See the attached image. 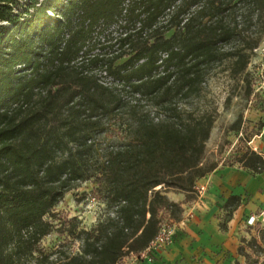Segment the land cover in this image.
Here are the masks:
<instances>
[{"label":"trees","instance_id":"obj_1","mask_svg":"<svg viewBox=\"0 0 264 264\" xmlns=\"http://www.w3.org/2000/svg\"><path fill=\"white\" fill-rule=\"evenodd\" d=\"M122 1L0 0V264H118L138 256L164 219L180 220L181 203L167 191L194 200L195 183L216 166L202 161L213 116L184 105L225 60L248 82L246 67L264 37V0H132L116 51H107L114 44L83 50L99 21L120 16ZM111 120L118 140L101 147L95 137ZM239 125L240 117L230 128ZM236 162L264 171V156L249 148ZM88 179L113 215L89 230L76 232L75 220L60 227L80 234L79 253L51 258L39 246L52 230L45 217ZM239 202L227 197L224 222ZM256 230L237 246L244 264H264V225Z\"/></svg>","mask_w":264,"mask_h":264},{"label":"rangeland","instance_id":"obj_2","mask_svg":"<svg viewBox=\"0 0 264 264\" xmlns=\"http://www.w3.org/2000/svg\"><path fill=\"white\" fill-rule=\"evenodd\" d=\"M170 32L166 33L169 35ZM127 56L116 61L119 63ZM248 82L242 80L243 75L232 76L229 71V61L213 67L205 76L199 94L190 99L185 108L190 109L194 114L207 113L214 118L209 132L203 153V163H215L241 167L236 162L237 157L246 149L261 151L264 148V37L259 46L253 51L250 61L246 67ZM90 72L97 73L98 81L105 85H113V80L98 70ZM249 84V86H248ZM249 88V94H246ZM240 117V125L237 130L231 129L230 125ZM263 124V125H262ZM117 123L110 121L109 126L95 140L101 142L100 146L118 140L115 132ZM95 182L92 179L80 182L78 185L64 193L63 198L54 206L52 212L46 215V219L52 224L49 234L41 237L39 246L42 253L50 254V257L72 255L79 253L81 239L68 236L59 229L62 226L71 225L74 220L77 232L79 229L89 230L94 227L98 220L104 219L107 215H113L110 208L101 202L95 194ZM259 192L262 189H258ZM200 194V193H199ZM248 193L240 195V204L251 206L253 200ZM182 207V206H181ZM218 223L224 224L228 229V223L224 222L225 211L218 212ZM177 222L170 223L163 220L162 228L170 231ZM258 224V225H257ZM246 226L245 232L240 233L238 240L250 239L258 235L257 227ZM171 233V232H170ZM172 235V234H171ZM165 250L163 247H156L154 250H147L143 260L153 261L157 253ZM248 251L249 248H247ZM264 253V252H263ZM138 258L127 255L120 259L118 264H138Z\"/></svg>","mask_w":264,"mask_h":264},{"label":"crops","instance_id":"obj_3","mask_svg":"<svg viewBox=\"0 0 264 264\" xmlns=\"http://www.w3.org/2000/svg\"><path fill=\"white\" fill-rule=\"evenodd\" d=\"M260 152L264 153V148ZM197 183L204 184L205 189L192 201L184 202L182 192L167 191L171 200L181 203L180 220L170 230L172 241L165 250L153 261L145 259L140 264H244L237 253L238 237L246 233V217L257 214L264 201V171L255 174L236 165L221 164ZM244 192L251 195L252 207L239 202L226 221L228 229H221L217 214L225 200Z\"/></svg>","mask_w":264,"mask_h":264},{"label":"built area","instance_id":"obj_4","mask_svg":"<svg viewBox=\"0 0 264 264\" xmlns=\"http://www.w3.org/2000/svg\"><path fill=\"white\" fill-rule=\"evenodd\" d=\"M132 2V0H123L121 3V14L117 17L113 22L110 24L103 23L102 21H99L98 24L94 26L95 29L92 30L91 34L87 38L83 50L91 49L92 53L100 52V46H107L108 44H114L117 37L120 35L125 34V29L123 28V25L126 23L125 14L127 11V8L129 4ZM138 25V24H137ZM65 34L64 36H66ZM114 44L111 49H108V54L115 52V46ZM107 49V48H105ZM165 53H161V58L165 57ZM103 74H105L104 71H102ZM109 77V76H108ZM112 79V77H109ZM101 83V82H100ZM105 85L104 83H102ZM252 150H255L256 152L261 153L260 151H257V149L254 147ZM264 156V153H261ZM195 189L197 193H201L205 189V185L202 183H195ZM246 226H255L257 223H260L262 226L264 225V201L262 202V206L257 214H250L248 217H246L244 221ZM172 241V235L170 231L165 230L162 228L159 232V234L156 236L154 241H152L147 248H145L143 251L139 253L138 256H135L138 258V264H140L141 261H143V258L145 257V252L147 250H154L156 247H167L170 242Z\"/></svg>","mask_w":264,"mask_h":264}]
</instances>
